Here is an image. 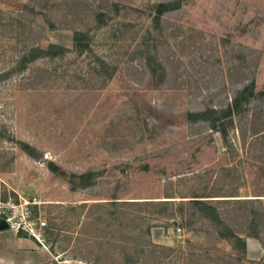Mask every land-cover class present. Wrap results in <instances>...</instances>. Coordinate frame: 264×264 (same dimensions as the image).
Wrapping results in <instances>:
<instances>
[{
  "label": "rangeland",
  "instance_id": "obj_1",
  "mask_svg": "<svg viewBox=\"0 0 264 264\" xmlns=\"http://www.w3.org/2000/svg\"><path fill=\"white\" fill-rule=\"evenodd\" d=\"M52 44L65 55L23 63ZM247 87L253 99L224 139L223 116ZM207 110L216 128L189 120ZM50 163L100 175L72 190ZM257 199L264 0H0L9 229L34 222L52 251L91 264H264V222L250 226L264 213Z\"/></svg>",
  "mask_w": 264,
  "mask_h": 264
},
{
  "label": "trees",
  "instance_id": "obj_2",
  "mask_svg": "<svg viewBox=\"0 0 264 264\" xmlns=\"http://www.w3.org/2000/svg\"><path fill=\"white\" fill-rule=\"evenodd\" d=\"M167 8V7H172V4H166L163 5L162 8ZM164 12H159V16L162 15ZM66 53V48L62 47V46H58L55 44L50 45L47 49H41L39 47L33 48L29 54H25L24 59H23V63L24 62H32L37 58H55V57H59V56H63ZM253 88L254 85H252ZM247 95V98H246ZM259 97L263 96V93H259L258 94ZM253 99V92L251 89H249V87H247L245 89V91H243V93H239L238 96L234 99V101L232 102V104L228 107L227 113L225 116H223V118L227 119L226 122H223L220 124V134L222 135V137L224 139L228 138V131H227V123L230 125H234V120L233 118L235 116H239L243 113V106L246 104L251 103ZM217 111L215 110H207L205 112L199 113V114H190L189 115V120L191 122H196V121H203V122H210L212 124L213 128H216V121L215 120H211V118L209 117L210 114H216ZM18 145L20 146V148L22 149V151H24V153L28 154L31 157H35V151L33 148H31L30 145L24 143V142H18ZM49 169L57 175H60L62 177H64L68 183L71 185L72 190H76L78 188H88L89 186L92 185L93 180L96 179L100 173H96V172H92V173H88V174H84V175H77V174H70V175H66L65 172H61L60 168L58 166H56L53 163L49 164ZM257 201L259 203H262V199H257L254 200ZM192 204H198V205H203V206H208L205 201L203 200H191L189 201ZM263 221L264 222V213L263 214H254L253 218L250 221V226H252V228H257L258 227V222ZM258 233V232H257ZM255 233V234H257ZM254 238L258 239L257 236H254Z\"/></svg>",
  "mask_w": 264,
  "mask_h": 264
},
{
  "label": "crops",
  "instance_id": "obj_3",
  "mask_svg": "<svg viewBox=\"0 0 264 264\" xmlns=\"http://www.w3.org/2000/svg\"><path fill=\"white\" fill-rule=\"evenodd\" d=\"M0 264H91L55 253L27 233L0 230Z\"/></svg>",
  "mask_w": 264,
  "mask_h": 264
},
{
  "label": "built area",
  "instance_id": "obj_4",
  "mask_svg": "<svg viewBox=\"0 0 264 264\" xmlns=\"http://www.w3.org/2000/svg\"><path fill=\"white\" fill-rule=\"evenodd\" d=\"M9 222V221H8ZM31 227H33L32 229H31V232H27L30 236H32L34 239H36L38 242H40L41 244H45L44 243V239H43V237H42V235L41 234H39V235H37L34 231H35V229H34V226L36 225L34 222H31L30 224H29ZM45 225H46V223H41L40 224V226L38 227L39 229H42L43 227H45ZM20 228H21V226H20ZM20 228H18V231H19V229ZM182 230L181 229H178V232H181Z\"/></svg>",
  "mask_w": 264,
  "mask_h": 264
},
{
  "label": "water",
  "instance_id": "obj_5",
  "mask_svg": "<svg viewBox=\"0 0 264 264\" xmlns=\"http://www.w3.org/2000/svg\"><path fill=\"white\" fill-rule=\"evenodd\" d=\"M10 225L6 220L0 221V230L8 228Z\"/></svg>",
  "mask_w": 264,
  "mask_h": 264
}]
</instances>
